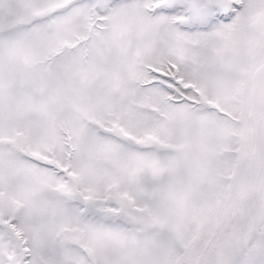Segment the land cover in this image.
I'll return each mask as SVG.
<instances>
[{"label": "snow or ice", "instance_id": "1", "mask_svg": "<svg viewBox=\"0 0 264 264\" xmlns=\"http://www.w3.org/2000/svg\"><path fill=\"white\" fill-rule=\"evenodd\" d=\"M0 264H264V0H0Z\"/></svg>", "mask_w": 264, "mask_h": 264}]
</instances>
